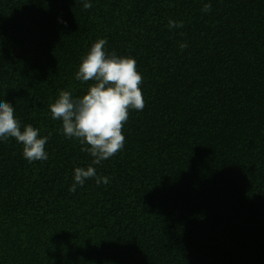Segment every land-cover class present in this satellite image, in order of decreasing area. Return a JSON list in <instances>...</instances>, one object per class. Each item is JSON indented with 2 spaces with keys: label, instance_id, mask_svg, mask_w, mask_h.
Masks as SVG:
<instances>
[{
  "label": "trees",
  "instance_id": "trees-1",
  "mask_svg": "<svg viewBox=\"0 0 264 264\" xmlns=\"http://www.w3.org/2000/svg\"><path fill=\"white\" fill-rule=\"evenodd\" d=\"M100 39L145 107L93 165L50 105ZM0 101L49 137L0 143V264H264V0H0ZM88 166L110 182L70 192Z\"/></svg>",
  "mask_w": 264,
  "mask_h": 264
},
{
  "label": "clouds",
  "instance_id": "clouds-1",
  "mask_svg": "<svg viewBox=\"0 0 264 264\" xmlns=\"http://www.w3.org/2000/svg\"><path fill=\"white\" fill-rule=\"evenodd\" d=\"M84 9L92 4L85 2ZM211 10L207 3L202 11ZM169 29L182 28L183 22L169 20ZM181 35H183L181 33ZM106 39L95 42L82 58L75 79L93 84L82 97L74 98L71 91L61 90L58 98L50 105L51 118L62 121L66 138L79 141L81 151L89 154L93 165H100L123 150L125 136L122 134L130 110L143 111L145 101L141 90L143 76L137 71L136 60L131 57L110 55L105 51ZM186 43L180 49L187 48ZM14 139L22 145L23 158L28 163L46 161L45 145L49 137H40L39 130L30 124L21 130L15 109L9 102L0 101V143ZM94 178L97 185L108 184L109 178L97 175L93 166L74 170V183L69 191L74 193L87 179Z\"/></svg>",
  "mask_w": 264,
  "mask_h": 264
}]
</instances>
